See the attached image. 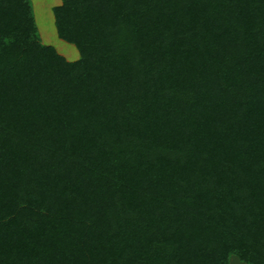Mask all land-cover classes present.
I'll return each mask as SVG.
<instances>
[{
  "label": "trees",
  "instance_id": "16d2710c",
  "mask_svg": "<svg viewBox=\"0 0 264 264\" xmlns=\"http://www.w3.org/2000/svg\"><path fill=\"white\" fill-rule=\"evenodd\" d=\"M0 0V264H264V0Z\"/></svg>",
  "mask_w": 264,
  "mask_h": 264
},
{
  "label": "rangeland",
  "instance_id": "374dc122",
  "mask_svg": "<svg viewBox=\"0 0 264 264\" xmlns=\"http://www.w3.org/2000/svg\"><path fill=\"white\" fill-rule=\"evenodd\" d=\"M63 0H31L32 7L34 8V15L36 18V26H37V35L39 41L43 44L54 46L57 51L67 60V61H75L80 59L81 54L76 47L72 43H66L56 39L55 33L57 32V28L55 25V17L54 12L51 10V6L62 4ZM59 38V37H58ZM69 48L74 49L75 53H77V59L69 60L68 53ZM65 55V56H64ZM67 55V56H66ZM72 56V55H70ZM230 264H246L242 262L237 256H230Z\"/></svg>",
  "mask_w": 264,
  "mask_h": 264
},
{
  "label": "crops",
  "instance_id": "0c3cea01",
  "mask_svg": "<svg viewBox=\"0 0 264 264\" xmlns=\"http://www.w3.org/2000/svg\"><path fill=\"white\" fill-rule=\"evenodd\" d=\"M54 6H55V5H54ZM32 8H33V7H32ZM51 10H53L52 6H51ZM33 12H34V8H33ZM34 16H35V15H34ZM35 21H36V18H35ZM57 33H58V32L55 33L56 36H58ZM58 37H59V36H58ZM58 37H56L55 40H56V39H58V40L61 39L60 37H59V38H58ZM60 41H61V40H60ZM62 41H63V40H62ZM64 42H65V41H64ZM66 43H67V42H66ZM69 43H70V42H69ZM73 45H74V44H73ZM74 46H75V45H74ZM70 55H72V56H70ZM64 56H65V55H64ZM66 56H67V55H66ZM67 57H69V60H70V58H71V59H73V58H74V59H77V58H78V55H77V53H75V50H74V49L69 48V53H68V56H67Z\"/></svg>",
  "mask_w": 264,
  "mask_h": 264
}]
</instances>
